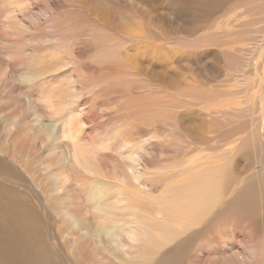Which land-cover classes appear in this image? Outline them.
<instances>
[{"label":"bare ground","instance_id":"6f19581e","mask_svg":"<svg viewBox=\"0 0 264 264\" xmlns=\"http://www.w3.org/2000/svg\"><path fill=\"white\" fill-rule=\"evenodd\" d=\"M78 1L81 2L82 6L86 9V12L88 11L93 17L95 16L97 18V21L99 19L106 21L110 25H116V29L119 32L126 34L125 36H131L136 40L132 47L125 50L127 59L133 61L132 63L137 64V67L135 65V68L140 67L138 61H144L151 64L154 61L159 60L160 63H157L158 65L161 64L159 67L162 65V67H165L162 63L164 61H161V59L172 61L171 56L169 55V57L168 53L165 52L166 49L168 50L171 48H166L163 43L158 42V39H160L158 37L159 35H148L150 41L148 39L144 40L143 36L136 32L138 27V30L142 27L138 24L137 28H135L136 21L133 23L132 21L128 22L129 18L127 13L129 12L125 13L118 11L114 8L116 6L113 1ZM205 1L206 7H210L212 4L211 2H214V0ZM225 1L226 0L223 1V5ZM258 1L259 0H238L237 4L224 15L226 16V18L224 17L225 19L220 20L218 17L219 20L215 21L214 18V23L210 24L209 27L207 26V32L205 31L206 29L204 30L206 34L201 38H198L199 41H197V46L200 48H198L197 53L199 57L207 58V56H210L211 54H217L218 56L223 53L226 57V59L224 58L225 60H223L225 63L228 62L229 64H233L234 62H237L239 60L238 57L240 50H242L250 40L248 37L250 23L252 24V21L254 20L253 23L256 22L264 25L259 16L252 18L249 22V16L254 15L257 11L264 8V1ZM230 3L232 4V1ZM216 4L218 6V3ZM168 5L167 7H169ZM140 7L142 8V6ZM219 7L220 6L217 8ZM170 8L171 6L169 9ZM226 9L228 10V8ZM204 10L207 11L208 8H205ZM158 11L159 9L157 10V14L159 13ZM188 13L189 12L187 11V14ZM163 14L165 15V13ZM192 16L196 18L195 15ZM186 18L188 17L186 16ZM139 19L140 18H138V20ZM142 19L143 18H141V20ZM165 19L167 18L165 17ZM129 24L135 29H131ZM185 28L187 29V27ZM145 32L147 33L146 30ZM146 38L147 37H145V39ZM166 41H168L167 38ZM182 41L184 42V39ZM177 43L179 46L180 43ZM255 44L251 45V49L256 52L264 46L261 45V43L259 45ZM13 48L14 47L8 48L10 51L12 50V54L16 47ZM132 50H137L140 56L137 57L136 53H131ZM171 51H173V49H171ZM14 52L16 56H14V54L11 55L10 52L9 54L18 57L16 50ZM176 53L179 54V52ZM262 56L264 58V55ZM14 57L13 59L18 60V58ZM58 57L54 56L55 59ZM178 57L181 58L179 55L177 58ZM30 58L33 59L32 56ZM30 58H28V60L31 61ZM36 58L39 59L38 57ZM187 59L189 60L190 58ZM33 60L34 62L36 61V64H40L41 62L40 60H38L40 62L35 59ZM206 60L207 59H205L204 62L205 65L207 63L209 64V60ZM250 60L251 59L247 57V61L245 60V62L249 65ZM176 61L175 64H179L180 60H178L177 63ZM217 61L215 62L218 63ZM34 62L33 64L35 65ZM191 62L192 61H190V63ZM213 62H210V64H213ZM202 63L203 62H201V64ZM30 64L32 65V63ZM169 64H166V66L168 67ZM192 64L195 65V63ZM34 65H32V70L34 71H37V69H35L36 67H42L35 65L34 68ZM181 65L182 64L180 63L179 67H182L181 69H183V66ZM243 65L244 64L241 66ZM258 66L259 69L262 66L264 67L260 61H255L254 65H249L248 72L246 71L248 75L246 76L250 77L249 80L251 79L249 81L252 85L251 88L252 90L254 89L252 92V101L256 103L258 93L260 95L258 102L259 105H261V108L258 115L253 116L252 121H243L230 128H226V130L219 133L217 132L218 130L216 131L214 128H206L204 123L208 119L204 122L200 118H204L207 113H212L217 118L218 122H222V120L224 121L225 118L222 119L219 113H226V111L233 109L232 106H236L233 97L230 98L231 101L229 100L228 107L224 105L223 102H216L214 100L206 101L204 95H202V98H194L193 101L188 103V105H184L185 109H183L180 119L188 134L193 139L200 142L209 140L214 141V149H216L215 152L218 153L214 154L212 162H209L207 158H201L196 162H189V168L187 165L184 166V173L183 175H180L178 174V168L167 167V171L166 167L159 165L161 158L163 157V149H160L158 150L159 152H157L152 148L154 143H149V145L145 147L147 150L146 152L149 154L143 158L145 166L144 169H142L139 166L140 159L137 156L138 146L133 143V145H131L129 142L130 145L128 143H123L119 146L117 152L119 160H121V158L124 159L125 164V172L120 173L119 175V184H114V176L107 174L104 171L103 167H105V164H103V162H101V164L96 162V158H99L100 161L102 158L104 159L103 154L99 153L97 150H85V147H82L80 144L77 135L72 136L73 139L70 141L63 140L58 142L60 145L63 143L65 144V151L63 153L60 152L59 154L57 150L58 146L51 149L52 154L50 158L43 163V169L51 178L43 177L45 178L44 182L36 180L38 184L37 189L33 183L34 180L33 182L29 181L25 183L24 175H22L20 171L24 170L29 173L31 172L24 168V164L19 158L26 156L25 152L28 150L25 149L26 141L31 135L24 134L22 139L20 135V132H22L20 127L24 112L22 114V112L16 111L15 108V110L7 108L12 105L7 103L3 93L0 92V106L2 107V110H5L1 121L7 116L11 115L12 117V121H10L11 130L8 128V130H10L9 137L6 135L8 137V140L6 139L7 143L0 146V264H62V262L64 264H185L189 250L193 248L196 237L201 233L205 236L203 240L204 244L202 243L201 245V251L204 253H206V249L210 245L218 248L219 245L216 243H219L224 245V249L221 247L224 254L227 253L230 256L228 264H264V188L262 185V182L264 181V75L257 78L256 75H252L255 72L253 69H256ZM56 67L58 68L57 65ZM156 67L159 69L158 66ZM203 67L204 66L201 68ZM152 68L154 69V67ZM179 69L178 71H180ZM187 69L189 68H186V70ZM195 69L196 68H194V70ZM206 69H209V67L207 68L206 66ZM32 70L29 71V73L27 72L28 74L31 73L28 77L32 76V73L34 72ZM182 71L183 70H181V73ZM203 72L201 73V76ZM210 72L212 71L210 70ZM24 74H26V72ZM35 75L36 73H33V76ZM186 75L187 74L185 73V76ZM205 75L204 72V76ZM218 75L222 74L220 73ZM36 76L38 77V75ZM179 76L180 79L184 77L185 80L184 75L181 77L179 74ZM32 79H34V77ZM202 79L206 81L204 77H202ZM211 79L212 78H210V80ZM247 79L248 78L244 79V81ZM187 80L188 78L186 81ZM71 81L72 80H70V82ZM205 84L207 86L208 83ZM229 84L230 83H228V85ZM214 85H217V83ZM190 86L192 85L190 84ZM165 87L174 88L172 85H166ZM71 88L73 89V87ZM71 88L69 89L72 90ZM248 89L250 88L248 87ZM6 91L8 92V90ZM72 91L70 92L72 93ZM229 94L233 95L232 90H229ZM60 95L61 94L58 96ZM73 95L75 96L74 92ZM68 96L70 97L72 95ZM52 97H54V94ZM172 97L168 100L172 99ZM248 97L250 99V96ZM59 98L56 97V99ZM32 99L33 98H31V101ZM179 99H177V102ZM22 100L23 99L21 98L20 101L24 102ZM186 100L187 99L185 98V101ZM182 102H184L183 99ZM58 103L59 102H57V104ZM57 106H61V104ZM57 108L59 109V107ZM76 114L78 113L75 112L74 116H76ZM250 114L253 113L251 112ZM37 115L40 116L41 114ZM186 116L192 119L191 122L193 128H189L191 125L186 127L187 124L185 125L183 123L184 120L182 117ZM76 117L78 118V121H82V119H79L81 117ZM41 118L43 119V117ZM71 118L75 119L73 114ZM34 119L35 118H32L33 121ZM225 120L227 121V119ZM225 125H227V123ZM72 126L73 125L71 124V127ZM38 128L39 132L37 134V140H42V137H44L47 141L54 142L60 138V134L55 133L54 129L51 128L49 124L43 123V121ZM82 129L83 126L81 130ZM192 129L195 134L190 131ZM248 129L250 131H248ZM253 129H255V131H253ZM81 130L78 129L79 134H81ZM154 131L155 129L153 130V133ZM75 132L78 133L77 131ZM1 133L4 132L1 131ZM63 133L65 134L64 136H68L67 130H63ZM150 134L154 136V134ZM0 136L3 138L2 135ZM79 137L82 139L84 138L81 135ZM6 140H4V142ZM43 140L41 142H43ZM84 140L85 139H83V141ZM130 141L132 142V140ZM91 147L92 146H90V148ZM177 148L180 157H185L190 153V148L186 146L184 147L178 144ZM220 150L222 151L221 153ZM225 153H227L225 160L222 162V165H219L224 158ZM64 155L68 161L65 160ZM155 156L158 158L160 157V160L154 159L156 158ZM262 158L263 161L261 160ZM9 160V163L13 166L9 165ZM189 161H191V158ZM250 166H252V169H250ZM164 175H169L171 177L170 183L162 187L158 192H154L155 189L151 190L152 184L150 182H156L158 181V177H163ZM111 189H113V192L110 194L109 190ZM106 190L109 192L108 196ZM77 196L80 197L79 200L77 199ZM228 210H231V213L224 216V213ZM246 224L250 228V231L247 229L249 231L247 233H250L248 235L249 238L246 237L249 242L253 243L249 247L250 254H252L250 262H247L246 258L241 256L238 251V245L234 240L236 239L241 243L246 239L245 237L239 239L238 237L241 236L237 233L240 226ZM66 225H74L68 233L65 230ZM230 233L233 234L234 238L229 235ZM204 246L206 247L204 248ZM63 247L69 249L66 254L64 253ZM188 257H190V255ZM214 264L222 263L217 261Z\"/></svg>","mask_w":264,"mask_h":264},{"label":"rangeland","instance_id":"374dc122","mask_svg":"<svg viewBox=\"0 0 264 264\" xmlns=\"http://www.w3.org/2000/svg\"><path fill=\"white\" fill-rule=\"evenodd\" d=\"M111 1H113L114 5L116 6L114 8H116L118 11L125 13L129 12L127 13L129 18L128 22L132 21L133 23L134 21H136L135 28H137L138 24L143 28H140V30H138V27V29H136V32L141 34L144 40L150 39L148 38V35H159L158 37L160 39H158V42L163 43L166 48L170 47L171 49H173V51H171V49H166L165 51L166 53H168V56H171L172 61H174L175 58L176 61L179 58H177L178 55L181 57L178 59L180 60L179 64L177 63L178 60L176 61L177 64H175V61L172 62L169 60V62L168 60L161 59V61H164L166 64L170 63L168 68L164 62L162 63L165 65V67H162L163 65L159 67V65H161L157 64L160 63L159 60L154 61L151 64L144 61V63L138 61V65L140 67L135 68V65L137 67V64L132 63L133 61H129L127 59L125 50L129 47H132V45L135 44L136 40L131 36H125L126 34L119 32L116 29V25H110L106 21L99 19L97 21V18L95 16L93 17L88 11L86 12V9L78 0H0V92L3 93V96L7 103L12 105L7 108H9L10 110L16 109V111L22 112V114L24 112V114L22 115L23 118L20 127L22 132H20V135L22 139L24 134H29L31 136L26 141L25 149L28 150L25 152V154L27 157L23 156L22 158H19V160L24 164V168L29 170L32 174L24 170H21L20 173L24 175L25 183L29 181L33 182L34 180L33 183L35 184L36 189L38 186L36 180L44 182L45 178L43 177L51 178L43 169V163L46 162L52 154L51 149L58 146L57 150L59 154L60 152L63 153L65 151V144L63 143L62 145H60L58 142L63 140L70 141L73 139L72 136H78L80 144L82 145V147H85V150H97L99 153L103 154L104 159L102 158L100 161L99 158H96L95 160L99 164H101V162L105 164V167H103L104 171L107 174L114 176V184H119V175L120 173L125 172L124 159L121 158V160H119L117 152L121 144L128 142L131 143V145L134 144L138 146L137 156L140 159L139 166L142 169H144L145 166L143 158H145V156L149 154L148 152H146L147 150L145 149V147H147L149 143H154V146L152 148L155 151L159 152L158 150L163 149V157L161 158V162L159 165H163L164 167H166L167 171V167L178 168V174L183 175L184 166L187 165V167L189 168V162H196L201 158H207L209 162H212L214 159V154L218 153L215 152L216 149H214V141L209 140L200 142L193 139L188 134L186 129H184L185 127L181 123L180 118L182 116L181 113L183 109H185V106L188 105L189 102L193 101L194 98H202V95H204L206 101L214 100L216 102H223L224 105L228 107V102L230 98L233 97L236 106H232L233 109L226 111V113H219L220 117L222 119H227L228 122L225 119L224 121L222 120V122H218L217 118L212 113H207L208 116L206 114L204 118H200L204 122L208 119L204 123L206 128H214L216 131L218 130L217 132L219 133L226 130V128H230L243 121H252L253 116H257L261 108V105H259L258 102V99L260 97L259 93L256 98V103L252 101V92L254 89L252 90L251 88L252 85L249 82L251 79L249 80L250 77H247V72L249 70V65H254L255 61H260L262 65H264V58L262 56L264 55V46L258 49L257 52L251 49V45H254L256 42L257 43L255 45H259L260 43L261 45H264V25L256 22L253 23L254 20L252 21V24L250 23L248 29V37L250 40L246 43V46L242 50H240L238 57L239 60L237 62H234L233 64H229L228 62L225 63V61H223L226 59L223 53H221V55L219 54L218 56L217 54L210 53L211 55L209 54L210 56H207V58H201L197 53L198 48H200L199 46H197V41H199L198 38H201L204 34H206L207 26L209 27L210 24L214 23V18L215 21L219 19H225L226 16L224 15L234 5L237 4L238 0H226L224 3L225 6L222 4L224 0H214V2H211L212 4L210 7H206L205 0ZM231 1L232 4L230 3ZM260 1L264 0H259L258 2ZM201 2L203 5L201 4ZM216 3H218V6H220L221 8H217L218 6ZM167 5L169 7L171 6V8L169 9ZM140 6H142V8ZM205 8H208V10L205 11ZM226 8H228V10ZM158 9L159 15L157 14ZM181 10L183 11V13ZM186 10L189 12L188 14ZM163 13H165V15ZM162 15H164L167 19H165V17ZM192 15H195L196 18ZM186 16L188 18H186ZM256 16L261 17L264 24V8L257 11L254 15L249 16V22ZM171 17H174V20ZM138 18L140 19L138 20ZM141 18L143 19L141 20ZM170 21L175 22L171 23ZM131 24H129V27L131 29H135ZM185 27H187V29ZM145 30L147 31V33L145 32ZM145 37L147 38L145 39ZM166 38L168 41H166ZM183 39L184 42L182 41ZM177 42H181V45L179 44L178 46ZM9 46L14 48L16 47L15 50L18 57H14L16 56L14 52L15 50L13 51L14 56H11L13 54L12 50L10 51V49H8L10 48ZM9 52L11 55L9 54ZM176 52H179V54ZM131 53H136L137 57L140 56L137 50H132ZM31 56L37 61L40 60L41 62H38H40V64L42 65H40L39 63V65L36 64V61L34 62V60L30 58ZM52 56L53 58L54 56H59V59H53ZM185 56L190 59L188 60ZM13 57L18 58V60L13 59ZM36 57H38L39 59H37ZM247 57L251 59L249 61V65L247 64V62H245V60L247 61ZM28 58H30L31 61L28 60ZM205 59H207L206 61L209 60V64L207 63L205 65ZM183 60H186L185 63ZM190 61L192 62L190 63ZM200 61L203 63L201 64ZM215 61H217L218 63H216ZM33 62L36 66L42 67L35 68ZM210 62H213V64H210ZM30 63L34 65L33 67L37 69V71L32 70L33 68ZM53 63L56 64L54 65ZM180 63L182 64L181 66H183V69H181L182 67H179ZM192 63H195V65ZM241 63L244 65L241 66ZM28 64L31 66H29ZM200 64L204 67L201 68L202 66ZM56 65L58 66V68L56 67ZM54 66L56 69L54 68ZM156 66H158L159 69H157ZM206 66L207 68L209 67V69L211 68L210 70L212 72H210L209 69H206ZM152 67H154V69ZM186 68H189L187 69L188 71L186 70ZM194 68L196 69L194 70ZM178 69L180 71H178ZM256 69L254 68L253 71L255 72L253 74L251 73L253 76L256 75L257 78L264 75L263 66L260 67V69L258 66ZM31 70L34 71L33 73H36L38 77L36 75L33 76V73L32 76L34 77V79H32V76L28 77V75H31V73L28 74ZM181 70H183L182 73ZM203 70L207 76H204ZM184 71L187 74L186 76ZM25 72L26 74H24ZM202 72L203 74L201 76ZM220 73L222 75H218ZM179 74L181 75V77L182 75H184L185 80L184 77L180 79ZM202 77H204L206 81H204ZM187 78L188 80L186 81ZM210 78L212 79L210 80ZM225 78L228 80H226ZM246 78L248 79L244 81V79ZM70 80L72 81L70 82ZM191 80H193L195 84ZM189 83L192 86H190ZM205 83H208L207 86ZM216 83L217 85H214ZM228 83L230 84L228 85ZM166 85H172V87L174 88H167L165 87ZM68 86L69 88L73 87V89L71 88L73 91L70 90ZM248 87L250 89H248ZM6 90H8V92ZM176 90L178 93L176 92ZM194 90L196 93L194 92ZM198 90L200 95L198 94ZM229 90H232L233 95L229 94ZM70 91H72V93ZM201 91L203 92V94ZM73 92L75 96L73 95ZM176 93H182L183 95H177ZM53 94L54 97H52ZM59 94H61L62 96H58ZM68 95L72 96L69 97ZM248 96H250V99ZM19 97L20 99L22 98V101L24 102H21ZM48 97L50 101L48 100ZM56 97L60 98L56 99ZM63 97L66 99H64ZM171 97L173 100H168ZM31 98H33L32 101L34 103L31 101ZM185 98L187 99L186 101ZM177 99H179L178 102ZM182 99L185 103L182 102ZM46 100H48L49 102ZM57 102L59 103L57 104ZM56 104H61V106H57ZM48 105L49 107H51L49 108ZM176 106L180 109H178ZM57 107H59V109ZM4 111L5 110H2V107L0 106V135H2V137L4 138L3 139L0 136V146L7 143L11 130V115H6L7 119L5 118L1 121L5 113ZM75 112L78 113L76 114V116L81 117L79 119H82V121H78V118L74 116ZM249 112H252L253 114H250ZM37 114L41 115L39 116ZM72 114L75 119L71 118ZM210 116L213 118H211ZM41 117H43V119ZM32 118H35L34 121L32 120ZM182 118L184 120L183 123L185 125L187 124L186 127H189L191 125V127L189 128H193L191 122L192 119L190 117L186 116ZM42 121L43 123L49 124V126L54 129L55 133L60 134V138L58 140L54 142L47 141V139H45L44 137H42V140L45 139L43 140V142H41L42 140H37V134L39 132L38 127L39 125H41ZM226 123L227 125H225ZM71 124L74 126H72L73 129L71 127ZM81 125L83 126L82 130ZM8 128L10 130H8ZM78 129L81 130V134H79ZM154 129L155 131L153 133ZM63 130L68 131V136H64L65 134L63 133ZM1 131L4 133H1ZM75 131H77L78 133H76ZM190 131L194 133L193 129ZM248 131L250 130L248 129ZM253 131H255V129H253ZM150 133L154 134V136H152ZM80 135L84 137V141L81 137H79ZM4 140L6 141L4 142ZM130 140H132V142ZM178 144L190 148L189 155L180 157L178 155ZM90 146L92 147L90 148ZM221 152L222 151L220 150V153ZM226 155L227 153L224 154V158L221 160L219 165H222V162L225 160ZM155 157L156 158L154 159L160 160V157ZM64 158L66 161H68L65 155ZM190 158L191 161H189ZM261 160L263 161V158ZM9 162L10 160L8 161V163ZM9 165L12 164L9 163ZM250 169H252V166H250ZM170 181L171 177L169 175L158 177V181L150 182L152 184L151 190L155 189L154 192H158L162 189V187L168 185ZM262 185L264 188V181L262 182ZM109 191L111 194L113 192V189ZM108 195L109 192L107 191V196ZM77 199L79 200L80 197L77 196ZM228 213H231V210H228L226 213H224V216H226ZM54 222L56 223V221ZM73 226L74 225H66V232H70ZM241 226L237 231L238 235L241 236L238 238L240 239L245 237L247 240L245 239L241 243L236 239L234 240L238 245V251L240 252L241 256L246 258L247 262H250L252 254H250L249 247L253 244L248 240V235L250 233L247 232L250 231V228L247 224ZM247 229H249V231ZM229 235L231 237L233 236L232 233H230ZM204 237L205 236L203 233L199 234L196 237L193 248H191L188 252L185 264H214L217 261L222 264H228V262L230 261V256L227 253L224 254V245L216 243L219 245L218 248L210 245L206 249V253L201 251V245L202 243L204 244ZM205 247L206 246H204V248ZM63 250L65 254L67 251H69L68 248L64 247ZM189 255L190 257H188ZM62 264L64 263L62 262Z\"/></svg>","mask_w":264,"mask_h":264}]
</instances>
